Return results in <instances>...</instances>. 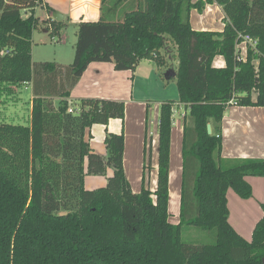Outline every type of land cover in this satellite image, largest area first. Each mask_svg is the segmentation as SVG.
<instances>
[{
	"label": "trees",
	"instance_id": "16d2710c",
	"mask_svg": "<svg viewBox=\"0 0 264 264\" xmlns=\"http://www.w3.org/2000/svg\"><path fill=\"white\" fill-rule=\"evenodd\" d=\"M213 4L223 9L224 30H194L191 12ZM43 5L0 0V95L20 84L31 85L34 95L29 126L0 123V264H264V215L246 240L229 222L227 198L229 189L253 197L247 177H264V159L222 157L225 111L264 107V0H101L100 19L77 24L67 66L33 61V33L41 23L52 39L68 27L36 17ZM240 36L256 42L246 58ZM169 42L178 66L168 77L179 100L160 103L156 190L146 185L153 140L147 132L142 190L134 193L124 169V132L107 131L106 157L86 140L94 125L124 121L126 103L86 98L71 108L68 99L93 63H111L118 72H135L144 60L167 66ZM217 57L225 67L214 66ZM56 97L57 107L49 100ZM181 106L183 174L173 224L171 142ZM109 168L114 175L105 187L86 189V176H106ZM185 226L215 231V243L185 244Z\"/></svg>",
	"mask_w": 264,
	"mask_h": 264
},
{
	"label": "crops",
	"instance_id": "0c3cea01",
	"mask_svg": "<svg viewBox=\"0 0 264 264\" xmlns=\"http://www.w3.org/2000/svg\"><path fill=\"white\" fill-rule=\"evenodd\" d=\"M198 0H193L196 2ZM205 1V0H204ZM47 6L63 16L61 22L67 24V28L74 27L82 21L95 22L100 19L101 0H44V5L35 11V16L41 20H48L52 16L47 11ZM38 11L45 13L44 18L37 15ZM197 10L191 12L197 14ZM201 17L204 19L202 26L197 31H214L209 24H216L222 32L225 27V15L222 7L217 4L206 5ZM206 17V18H205ZM213 20V21H210ZM214 19L218 21L215 23ZM193 27V26H192ZM66 28V29H67ZM209 29V30H208ZM35 32V31H34ZM34 38V33H33ZM66 39L62 34L60 42ZM55 40V39H53ZM57 52V51H56ZM34 54V48L32 56ZM57 63L59 52L55 55ZM67 56L72 57L71 52ZM244 56V53H243ZM75 55L73 54V58ZM244 58V57H243ZM34 61V60H33ZM61 64V63H59ZM63 65V64H62ZM223 57L214 60V66L225 67ZM67 66V65H66ZM160 69V70H159ZM153 61L144 60L135 72L115 71L111 63L91 64L75 87L71 90L68 99L70 105H76L78 100L86 98H98L106 100H118L126 103L125 120L113 119L108 126L94 125L87 130L86 140L92 150L101 156H107L105 145L106 133L125 134L124 169L128 181L134 193L142 190L144 173L146 134L152 138L151 171L147 172V188L152 192L156 190L158 178L159 156V106H156L158 117L151 120L152 100L150 99L151 86L158 87L161 74H165ZM162 71V73H161ZM175 70L170 69L169 72ZM172 76H170L171 78ZM162 81V80H161ZM32 88L31 85H27ZM148 94V95H147ZM34 95L32 91V99ZM164 100V99H163ZM161 100V101H163ZM156 101V103H159ZM32 104V101H31ZM184 110L181 106L178 112ZM157 116V115H156ZM155 126L154 134L152 127ZM183 123L174 117V126L171 142L170 163V205L169 211L175 217L173 224H178L180 216L181 185L183 174ZM223 147L222 157L227 160L236 159H264V107H239L230 106L224 114L222 123ZM114 175L112 169L107 170L106 176H86L85 187L87 190L103 188L107 185V179ZM248 183L253 189V197L240 198L233 189L227 193L228 207L230 211L229 222L232 227L246 240H251L258 222L263 218L264 212V177H247ZM173 207V210H172ZM177 212L175 215L173 212ZM172 219V217H171ZM172 222V220H171Z\"/></svg>",
	"mask_w": 264,
	"mask_h": 264
},
{
	"label": "rangeland",
	"instance_id": "374dc122",
	"mask_svg": "<svg viewBox=\"0 0 264 264\" xmlns=\"http://www.w3.org/2000/svg\"><path fill=\"white\" fill-rule=\"evenodd\" d=\"M198 11V10H197ZM201 14L199 11L193 14V18L191 19V24L193 26V29H200L202 26H200L199 23H202L204 19L201 17ZM37 15L40 17L45 16V13L42 11H38ZM206 18V17H205ZM55 20V19H54ZM99 18L97 19V21ZM210 21H213L210 19ZM215 23L218 21L217 19H214ZM211 29L214 31L218 30L217 23L216 24H209ZM209 30V29H208ZM197 31V30H196ZM66 35V39H64V43L62 44L60 42V38H54L53 40L49 36V31L44 24H40L39 27L34 32V38H33V48H34V54H33V60L35 63H44V62H56L55 61V55L57 52L61 54V59L59 62L63 65H71L74 61L73 54L75 55V43H76V31L74 27H70L65 29L62 34ZM62 36V35H61ZM242 56L244 53V58L247 56V49L242 48L239 49ZM57 51V52H56ZM71 52L72 57L69 58L67 54ZM164 58L167 62V66L163 67L161 70L165 72V74H161V80L160 85H158L159 88L151 86V92H150V99L152 100V111H151V120L155 122V120L158 117L156 106H159L160 109V103L167 101V100H173L177 101L179 100V92L177 88L176 81L168 77L169 70L173 69L176 70L178 66L177 61V52L176 47L172 43H167L165 45V48L163 49ZM159 67V66H158ZM160 70V69H159ZM161 71V73H162ZM10 93V94H9ZM148 95V94H147ZM32 88L25 85L20 84L16 86L10 87V91L4 93L3 95H0V123H8V124H15V125H27L29 126L31 124V112H32ZM164 99V100H163ZM52 102V105L57 107L58 103L60 101V98H51L49 99ZM159 103H156V101H159ZM163 100V101H161ZM75 105H71V108H74ZM176 119H180L182 121L185 110H182L178 112L175 110ZM157 115V116H156ZM189 124H191V121L189 120ZM155 126L152 127V134H154ZM173 210V207H172ZM175 215H177V212H173ZM190 215V214H189ZM192 215V213H191ZM190 217H193L191 216ZM172 223L175 222V217L172 216ZM182 240L187 245H207V244H213L216 240V232L215 231H203L201 229L191 227V226H185L182 230Z\"/></svg>",
	"mask_w": 264,
	"mask_h": 264
},
{
	"label": "built area",
	"instance_id": "2783aa9c",
	"mask_svg": "<svg viewBox=\"0 0 264 264\" xmlns=\"http://www.w3.org/2000/svg\"><path fill=\"white\" fill-rule=\"evenodd\" d=\"M240 38H242V42L238 45V49H241V51L243 47L247 49L248 45L254 46L256 44L250 36H240Z\"/></svg>",
	"mask_w": 264,
	"mask_h": 264
},
{
	"label": "water",
	"instance_id": "95a60500",
	"mask_svg": "<svg viewBox=\"0 0 264 264\" xmlns=\"http://www.w3.org/2000/svg\"><path fill=\"white\" fill-rule=\"evenodd\" d=\"M53 18H54L56 21H58V22H61V21L63 20V16H62L61 14H59V13H55V14L53 15ZM207 131H208V134H209V135H211V134L213 133V129H212V125H211V124H209V125L207 126Z\"/></svg>",
	"mask_w": 264,
	"mask_h": 264
}]
</instances>
